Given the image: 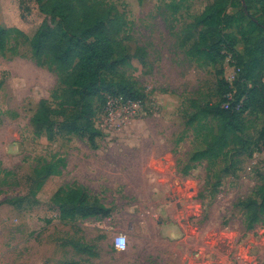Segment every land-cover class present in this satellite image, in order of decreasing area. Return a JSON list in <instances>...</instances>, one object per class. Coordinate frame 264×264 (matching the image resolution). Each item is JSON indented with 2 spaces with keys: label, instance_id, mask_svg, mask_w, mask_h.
Segmentation results:
<instances>
[{
  "label": "rangeland",
  "instance_id": "374dc122",
  "mask_svg": "<svg viewBox=\"0 0 264 264\" xmlns=\"http://www.w3.org/2000/svg\"><path fill=\"white\" fill-rule=\"evenodd\" d=\"M48 1L0 0V264H264V214L250 226L245 206L263 195L264 115L250 109L241 130L223 133L202 111L219 105L237 61L195 52L196 19L214 0H72L104 11L130 57L106 79L145 96L135 113L119 98L94 97V140L57 123L74 110L88 120L74 67L33 46L52 15ZM230 4L231 14L248 7L226 29L244 52L264 35L252 21L264 19V3ZM246 84L241 76L239 94ZM42 101L53 136L36 126ZM75 189L111 215L84 216L67 200Z\"/></svg>",
  "mask_w": 264,
  "mask_h": 264
},
{
  "label": "trees",
  "instance_id": "16d2710c",
  "mask_svg": "<svg viewBox=\"0 0 264 264\" xmlns=\"http://www.w3.org/2000/svg\"><path fill=\"white\" fill-rule=\"evenodd\" d=\"M44 1V0H41ZM243 3L249 0H241ZM264 3V0H261ZM49 9L52 15L40 27L33 39V46L39 53H48L60 65L75 69L73 79V94L79 97L77 105L84 103L87 122L82 123L81 112L74 110L64 114V119L59 123L64 128L76 134L86 133L90 140L102 135V131L95 126V111L91 100L96 96L111 95L127 101H142L145 96L133 87L132 83L125 82L123 87L115 88L111 80L106 77L114 76L119 67L125 64L130 57L118 51L116 43L111 36L108 15L94 6L84 4L81 9L74 5L72 0H50ZM230 0H214L196 19L195 25L201 27L199 41L195 45V52L204 54L210 61H215L232 55L236 61L234 81H224L227 87L222 100L216 107L206 106L202 108L205 113L214 114L221 121L222 132L241 130V116L248 110H255L264 115V35L253 46L248 41L244 52L237 50L238 39L229 36L226 29L236 16H243L245 10L231 14L228 11ZM248 6V5H247ZM264 13V8L261 9ZM253 23L259 31L264 29V19L255 20ZM261 34V33H259ZM5 42L0 39V49H4ZM241 76L250 82V87L245 85V92L239 94L238 84ZM233 93L231 107L226 109L223 104L227 102V94ZM242 102L239 110L235 106ZM82 111V110H80ZM52 111L42 101L41 111L36 118L38 130H42L44 124L46 130L53 136L55 123L49 118ZM81 122V123H80ZM83 130V131H81ZM264 140V134H263ZM199 155V156H198ZM194 159H201L199 153ZM67 200L77 206L83 207L84 216L102 215L108 217L112 209L105 206L98 199L93 202L87 199V195L80 189L72 190L67 195ZM251 212L250 226L261 219L264 214V190L261 201L250 200L245 203ZM94 254V253H93Z\"/></svg>",
  "mask_w": 264,
  "mask_h": 264
},
{
  "label": "built area",
  "instance_id": "2783aa9c",
  "mask_svg": "<svg viewBox=\"0 0 264 264\" xmlns=\"http://www.w3.org/2000/svg\"><path fill=\"white\" fill-rule=\"evenodd\" d=\"M237 74V71L235 70V74L233 76V80L235 79V76ZM113 98V97H112ZM227 102H225L223 104V107L226 108V109H229L231 107V100L233 99V93H228L227 94ZM114 99V98H113ZM123 102V101H122ZM128 103V107L129 109L131 110V104L132 106H134V109H132V112L135 113L137 110H138V107L140 106V103H142V101H127L126 103L124 104H127ZM242 106V102L240 101L236 106H235V109L239 110ZM127 242H128V239H127V236L126 235H119L117 237V241H116V247L119 249V250H124L126 249L127 247Z\"/></svg>",
  "mask_w": 264,
  "mask_h": 264
}]
</instances>
